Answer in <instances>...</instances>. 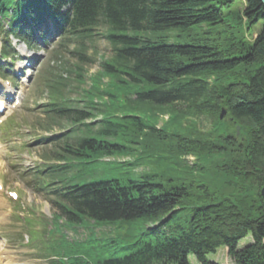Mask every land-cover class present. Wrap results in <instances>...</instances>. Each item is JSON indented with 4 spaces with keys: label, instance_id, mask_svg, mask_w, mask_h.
Masks as SVG:
<instances>
[{
    "label": "trees",
    "instance_id": "trees-1",
    "mask_svg": "<svg viewBox=\"0 0 264 264\" xmlns=\"http://www.w3.org/2000/svg\"><path fill=\"white\" fill-rule=\"evenodd\" d=\"M9 11L5 38L30 44L29 22L40 31L50 21L61 44L79 51L102 28L111 51L88 77L86 111L61 106L62 82L51 88L59 114L75 122L106 117L94 132L83 127L88 138L75 153L95 162L99 177L58 191L55 204L77 227L130 228L73 243L53 264H191L190 257L215 264L208 257L219 249L235 264H264V0H0V18ZM84 79L76 66L68 81ZM163 115L170 118L158 127ZM111 157L129 159L103 161ZM162 159L185 175L202 177L200 163L215 166L233 181L223 182L233 195L213 201L205 184L154 181ZM111 245L130 252L93 255Z\"/></svg>",
    "mask_w": 264,
    "mask_h": 264
},
{
    "label": "rangeland",
    "instance_id": "rangeland-1",
    "mask_svg": "<svg viewBox=\"0 0 264 264\" xmlns=\"http://www.w3.org/2000/svg\"><path fill=\"white\" fill-rule=\"evenodd\" d=\"M39 34H37V38ZM92 42L82 41L81 45H85V53L83 56L87 59L88 63L82 65L78 63L76 65L84 66L86 71L83 85H77L73 82H67L66 78L70 75L71 71H74V64L76 63L77 54L74 52V44H69L66 47L59 48L57 45L56 36L49 31H45V39H39L38 43L32 48L34 53L31 55L28 52L27 56H34V62L31 64V79L29 85L22 92L20 108L19 110L8 119V121H14V125L11 127V136L7 138L0 137V177L3 178L7 185V191H17L19 193L20 201L17 205L9 202V199L5 195V191L0 195V262L3 264L7 260H10V264H49V255L44 253V244L40 243V240L28 239L26 235L27 225H24V221L27 217L33 215V211H38L41 214L40 221H31L30 228L35 231H42L41 224L49 223L51 216L54 213L52 207L48 202L43 201L46 196L39 194L36 191L37 185V168L41 165H49L48 163H56V159L52 158L51 154L56 152L55 144L49 146L41 145L38 140L43 137L54 138V135L69 129L67 124L60 125L59 121L52 122V125H46L50 123V117L41 114L43 108L50 102L47 93L40 87L41 80L36 82V78L42 73L44 84L50 86L51 81H61L65 85L63 89L68 99H81L82 92L89 86L88 76L96 73L99 70L101 59H107L110 56V50L107 42L103 39V29H98L93 32ZM0 37V42L1 41ZM12 46L17 53V59L24 54L26 50L23 44L18 43L16 40H12ZM32 50V51H33ZM80 56V55H78ZM90 56V61L88 60ZM28 56V59L30 58ZM18 61V60H17ZM5 59L0 58V65L8 64ZM18 62H15L13 65ZM39 86V87H38ZM43 90V91H42ZM67 91H70L69 93ZM63 94V95H64ZM82 104H76L77 108H81ZM170 116V115H169ZM165 116H161L159 121H165ZM8 121L6 123H8ZM202 126L204 128L209 126V123L202 119ZM160 126V123H157ZM48 126V127H47ZM169 132H174L176 128H168ZM54 141V140H53ZM52 142V141H50ZM57 144V143H56ZM160 156L167 155L164 152L159 153ZM168 156V155H167ZM122 160V159H118ZM187 164L191 166L195 163L193 157H187ZM192 161V163H190ZM45 163V164H44ZM207 172L201 177L193 175H185L180 170H177L175 164L169 160L162 159L156 167L153 168L152 173L157 175L154 179L156 182L164 183L171 181L174 184L178 179H182L188 185L192 183L195 187L198 183L205 184L209 192V196L213 201L227 198L233 195L231 187L223 185V182L230 180L229 178H223L221 172L215 166H209L208 164L200 163ZM78 172H84L89 178H94L99 175L100 167L90 166L85 169V166H75ZM107 168V167H105ZM85 169V170H84ZM147 171L151 170L145 167ZM143 168H139L138 172ZM39 172H44L40 179L42 187L58 181H67V173L58 171L57 169L43 171L39 169ZM82 175V174H80ZM73 176V175H72ZM69 176V177H72ZM76 177V176H73ZM118 178V177H117ZM36 179V180H35ZM81 181V180H80ZM82 182V181H81ZM169 185V184H168ZM60 185H54L50 188H57ZM48 189V188H47ZM193 195L202 193V189L192 188ZM39 226V227H38ZM130 227L128 225L112 226L113 233L122 235L127 233ZM67 238H77L70 231H64ZM86 232L78 230L79 236H84ZM78 236V238H79ZM32 237V233H31ZM116 242L124 246L125 243L116 239ZM250 237L241 241L239 248L244 247L250 243ZM105 245V243H103ZM108 253L100 255L98 248L95 249L93 255L99 258H107L110 256L122 257L130 252V250H123L115 252L113 245L109 246ZM226 249H219L215 255H209L208 259L215 264H235L227 255ZM3 252V254H1ZM191 264H198L192 257L189 258Z\"/></svg>",
    "mask_w": 264,
    "mask_h": 264
},
{
    "label": "water",
    "instance_id": "water-1",
    "mask_svg": "<svg viewBox=\"0 0 264 264\" xmlns=\"http://www.w3.org/2000/svg\"><path fill=\"white\" fill-rule=\"evenodd\" d=\"M223 115H225V113L222 111L221 112V114H220V119H222V117H223ZM239 128L237 127V130H238ZM262 196H263V198H264V190H262Z\"/></svg>",
    "mask_w": 264,
    "mask_h": 264
},
{
    "label": "bare ground",
    "instance_id": "bare-ground-1",
    "mask_svg": "<svg viewBox=\"0 0 264 264\" xmlns=\"http://www.w3.org/2000/svg\"><path fill=\"white\" fill-rule=\"evenodd\" d=\"M5 264H10V260H7Z\"/></svg>",
    "mask_w": 264,
    "mask_h": 264
},
{
    "label": "snow or ice",
    "instance_id": "snow-or-ice-1",
    "mask_svg": "<svg viewBox=\"0 0 264 264\" xmlns=\"http://www.w3.org/2000/svg\"><path fill=\"white\" fill-rule=\"evenodd\" d=\"M0 106H2V105H0Z\"/></svg>",
    "mask_w": 264,
    "mask_h": 264
}]
</instances>
